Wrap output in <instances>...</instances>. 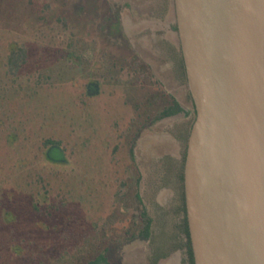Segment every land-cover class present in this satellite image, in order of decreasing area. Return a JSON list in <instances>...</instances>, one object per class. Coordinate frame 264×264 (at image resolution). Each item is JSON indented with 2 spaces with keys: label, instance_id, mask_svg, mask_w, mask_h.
Listing matches in <instances>:
<instances>
[{
  "label": "rangeland",
  "instance_id": "obj_1",
  "mask_svg": "<svg viewBox=\"0 0 264 264\" xmlns=\"http://www.w3.org/2000/svg\"><path fill=\"white\" fill-rule=\"evenodd\" d=\"M164 1L0 0L3 264H85L101 252L108 264H148L149 241L132 237L135 180L158 231L170 191L155 155L168 152L166 135L195 115L186 81L177 84L165 56H156L151 29H127L159 16ZM141 37L153 41L144 52L165 69L160 85L133 73V61L145 62L133 47ZM20 46L27 59L11 74L7 54ZM98 66L101 92L86 95V76L96 78ZM165 88L190 114L152 123L167 102ZM46 138L60 141L65 161L46 156ZM50 205L58 208L45 213Z\"/></svg>",
  "mask_w": 264,
  "mask_h": 264
},
{
  "label": "water",
  "instance_id": "obj_2",
  "mask_svg": "<svg viewBox=\"0 0 264 264\" xmlns=\"http://www.w3.org/2000/svg\"><path fill=\"white\" fill-rule=\"evenodd\" d=\"M195 116L183 187L194 264H264V0H172ZM46 156L65 161L58 144Z\"/></svg>",
  "mask_w": 264,
  "mask_h": 264
},
{
  "label": "flooded vegetation",
  "instance_id": "obj_3",
  "mask_svg": "<svg viewBox=\"0 0 264 264\" xmlns=\"http://www.w3.org/2000/svg\"><path fill=\"white\" fill-rule=\"evenodd\" d=\"M165 3L166 0L163 2L162 9H164ZM165 6H167V4ZM168 27L170 31L175 34L177 29L175 21L171 22ZM154 34L155 35L152 36V39L156 46L159 47L157 48V56H165L169 63V70H171L173 78L177 84H181L184 80L186 81L182 53L177 40L173 41L172 38L167 37V28L165 25L155 29ZM136 40L143 44L145 41L142 37L137 38ZM134 63L135 61H133V64ZM80 64L86 67L88 65L87 59L81 58ZM21 67L22 66H20L19 69ZM103 71V66H98L96 78L86 76V82L84 85V92L86 95H97L101 92L104 84ZM193 119L194 117L191 118L189 124H184L181 127L171 129L169 134L172 137L173 142L168 143V152L155 155L161 163V182L170 191V199L165 205H163V212L165 214L161 222L162 227L157 225L160 227L158 228V231L153 230L154 220L151 217L150 236L149 238H146L149 241L148 264H194V261H191L188 250V241L191 246L190 236L184 231L185 214L182 209L183 204L181 200V194L182 191H184V187L182 188L183 182L180 181V174L183 172V154L186 149V139L188 138ZM53 144L60 145V143L54 142L45 146L48 148ZM157 148L159 149V146ZM157 148L156 151H159L160 149L158 150ZM63 150L65 153V149Z\"/></svg>",
  "mask_w": 264,
  "mask_h": 264
},
{
  "label": "trees",
  "instance_id": "obj_4",
  "mask_svg": "<svg viewBox=\"0 0 264 264\" xmlns=\"http://www.w3.org/2000/svg\"><path fill=\"white\" fill-rule=\"evenodd\" d=\"M27 53H28L27 48L24 46H20L18 48L12 47L9 49L7 58H6L7 59L6 64L11 74H16L19 67L22 66L26 62ZM133 73L137 74L140 77L147 76L148 78L154 80L157 84L159 85L161 84V82L157 78H155L154 73L151 71V67L147 63L143 62L141 59H138L137 61H135ZM184 73H185V70H184ZM163 95L167 97V102L163 105L162 109L157 114L151 117L150 121L152 123L160 119H163L165 117L174 116L179 113H183L184 115L190 114V111L185 109L183 106H181V104L172 94H169V93H166V91H163ZM194 114H195V111H194ZM54 142L60 143L59 140L46 138V140L44 141V145L51 144ZM185 151L183 154V164H184V158H185ZM129 156L131 159H134V152H133L132 147H130L129 149ZM39 181H41V179H39ZM180 181L183 182V172L180 174ZM138 184H139V178L135 180V192H134V198L140 207L139 224L137 225L135 232L132 234V237H141V238L146 239V238H149L150 236V225H151L152 218L149 215L146 209V206L144 205L142 201L141 195L138 190ZM181 200L183 204L182 209L185 214L184 215V231L187 235H189L188 223H187V218H186L184 191H182ZM32 206L36 211L42 212V210L40 209L41 206L37 200L33 201ZM57 208H58L57 205H50L45 210V213L50 214L53 210ZM188 245H189L188 250H189L190 257H191V261L193 262L194 260H193V255H192V248L189 244V241H188ZM13 251L16 252V254L19 253L18 248H13ZM108 263L109 261L107 259L105 252H101L95 255L94 257H92L91 259H88L85 264H108ZM0 264H3V263L0 262Z\"/></svg>",
  "mask_w": 264,
  "mask_h": 264
},
{
  "label": "crops",
  "instance_id": "obj_5",
  "mask_svg": "<svg viewBox=\"0 0 264 264\" xmlns=\"http://www.w3.org/2000/svg\"><path fill=\"white\" fill-rule=\"evenodd\" d=\"M140 4L142 5L143 2L141 1ZM166 4H167V6H165ZM165 5H164V9L162 10V12L159 13V16L155 15L156 17L153 18V19H150V21L139 23V24L135 25L133 28H131L129 26L127 28V29H129L128 31L131 34H133V33L138 32L139 30H142V29H145V28H150L151 29V35L154 36L155 35L154 34L155 29H158L161 26L165 25V27L167 28V37L172 38L173 41L176 40V36H175L174 32H171L169 27H168L170 25V23L174 21L173 2H172V0H166ZM148 41L153 42L154 40L151 41V39L150 40L145 39L144 44H146ZM133 47H134V50L138 53V55L140 57H143L145 63H147L151 67V71L154 73V75H157L156 76L157 79H159L160 81H163L162 77L160 76V74L164 75L165 74V71H164L165 69L163 70V67L159 66V62L155 59V57L149 56L148 54H146L144 52L145 48L143 47V43L135 41V43H133ZM155 48H156V51H157L158 47L155 46ZM154 56H155V54H154ZM168 64L169 63L167 61L166 62L167 68H169ZM165 91H166V93L172 94L178 100V97L176 95H174L170 90L165 88ZM178 102L181 104V106H183L185 109H187L179 100H178ZM170 117H173V116L165 117L163 119H160V120L156 121L155 123L161 122L162 120L168 119ZM165 140H166V143H170L171 141L173 142L172 137L170 136L169 133L166 135V139Z\"/></svg>",
  "mask_w": 264,
  "mask_h": 264
}]
</instances>
